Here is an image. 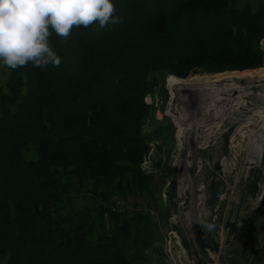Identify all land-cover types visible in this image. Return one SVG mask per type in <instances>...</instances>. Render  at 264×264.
<instances>
[{"label":"trees","instance_id":"trees-1","mask_svg":"<svg viewBox=\"0 0 264 264\" xmlns=\"http://www.w3.org/2000/svg\"><path fill=\"white\" fill-rule=\"evenodd\" d=\"M113 3L120 23L52 33L59 67H6L0 264H153L156 223L113 200L150 192L146 95L165 74L264 66V0Z\"/></svg>","mask_w":264,"mask_h":264},{"label":"rangeland","instance_id":"rangeland-1","mask_svg":"<svg viewBox=\"0 0 264 264\" xmlns=\"http://www.w3.org/2000/svg\"><path fill=\"white\" fill-rule=\"evenodd\" d=\"M260 46L264 51V39ZM217 74L226 77L209 82ZM172 75L145 97L149 148L141 165L152 177L150 192L113 200L156 223L161 255L153 264H264V208L257 209L264 192V66ZM6 79L0 64V85ZM86 202L78 198L74 206ZM200 219L215 229L205 232ZM246 236L252 244L242 251Z\"/></svg>","mask_w":264,"mask_h":264},{"label":"clouds","instance_id":"clouds-1","mask_svg":"<svg viewBox=\"0 0 264 264\" xmlns=\"http://www.w3.org/2000/svg\"><path fill=\"white\" fill-rule=\"evenodd\" d=\"M115 11L113 0H0V64L13 70L29 63L59 67L52 33L66 40L74 27L103 29L121 22ZM198 223L207 233L215 229L204 219Z\"/></svg>","mask_w":264,"mask_h":264},{"label":"water","instance_id":"water-1","mask_svg":"<svg viewBox=\"0 0 264 264\" xmlns=\"http://www.w3.org/2000/svg\"><path fill=\"white\" fill-rule=\"evenodd\" d=\"M262 208H264V192H262L261 199L259 201V205H258L257 209L259 210V209H262ZM251 241L252 240L249 238V236L245 237V240H244V243H243V247H242V251H244L249 246Z\"/></svg>","mask_w":264,"mask_h":264},{"label":"bare ground","instance_id":"bare-ground-1","mask_svg":"<svg viewBox=\"0 0 264 264\" xmlns=\"http://www.w3.org/2000/svg\"><path fill=\"white\" fill-rule=\"evenodd\" d=\"M259 76V75H258ZM251 77V76H250ZM233 78H240L239 76H234ZM226 79H228V78H226ZM226 79H224V80H226ZM236 81V80H235ZM236 90V89H235ZM234 90V91H235ZM242 90V89H241ZM230 91V90H229ZM217 94V93H216ZM239 96V95H238ZM260 154V153H259ZM258 158V157H257ZM256 163V162H255ZM257 165V164H256ZM246 173V172H245ZM246 180V179H245Z\"/></svg>","mask_w":264,"mask_h":264},{"label":"flooded vegetation","instance_id":"flooded-vegetation-1","mask_svg":"<svg viewBox=\"0 0 264 264\" xmlns=\"http://www.w3.org/2000/svg\"><path fill=\"white\" fill-rule=\"evenodd\" d=\"M251 244H252V242L249 244V246H250ZM249 246H248V247H249ZM242 247H243V245H242Z\"/></svg>","mask_w":264,"mask_h":264}]
</instances>
